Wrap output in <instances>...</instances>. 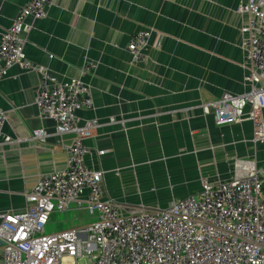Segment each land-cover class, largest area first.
Returning a JSON list of instances; mask_svg holds the SVG:
<instances>
[{
	"label": "crops",
	"instance_id": "crops-1",
	"mask_svg": "<svg viewBox=\"0 0 264 264\" xmlns=\"http://www.w3.org/2000/svg\"><path fill=\"white\" fill-rule=\"evenodd\" d=\"M26 1L0 0V31ZM240 1L53 0L46 16L32 22L27 57L59 78L81 77L91 92L92 108L76 111L80 122L100 123L84 141V161L104 171L100 187L121 213L164 209L198 192L201 179L231 178L236 160L264 169V142H252L251 122L219 126L201 107L244 89L247 35L240 29L247 14L237 11ZM144 28L152 30L146 60L133 61L126 46ZM85 63L91 68L83 70ZM37 86L36 72L16 67L0 81V108L9 111L5 131L13 138L0 144V210L13 214L24 210V194L40 175L65 168L72 139L39 115ZM36 128L46 133L42 143L30 137ZM91 220L72 204L52 214L46 230Z\"/></svg>",
	"mask_w": 264,
	"mask_h": 264
},
{
	"label": "built area",
	"instance_id": "built-area-1",
	"mask_svg": "<svg viewBox=\"0 0 264 264\" xmlns=\"http://www.w3.org/2000/svg\"><path fill=\"white\" fill-rule=\"evenodd\" d=\"M53 0H27L10 25L0 31V81L11 68L34 71L38 86L34 104L50 118L56 134L72 135L63 170L40 175L24 194L20 213L0 210L1 264H264V169L236 160L234 175L198 192L172 200L164 209H130L104 196V171L88 166L84 141L100 126L97 119L80 122L77 110L90 109L91 92L81 77L62 79L47 66L30 60L26 34L34 20L46 16ZM246 13L240 32L246 34L247 72L240 93L225 92L201 104L216 125L252 123V142H264V0H241ZM151 28L134 32L126 49L133 61H145ZM51 57V55H49ZM91 68L85 63L83 70ZM9 111L0 108V144L13 138L5 131ZM110 122H113L111 119ZM43 128L31 138L42 143ZM104 150H97L99 156ZM85 209L84 225L47 231L52 214L71 205Z\"/></svg>",
	"mask_w": 264,
	"mask_h": 264
},
{
	"label": "rangeland",
	"instance_id": "rangeland-1",
	"mask_svg": "<svg viewBox=\"0 0 264 264\" xmlns=\"http://www.w3.org/2000/svg\"><path fill=\"white\" fill-rule=\"evenodd\" d=\"M46 232H47V230H46Z\"/></svg>",
	"mask_w": 264,
	"mask_h": 264
}]
</instances>
